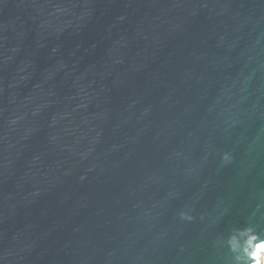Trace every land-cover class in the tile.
Segmentation results:
<instances>
[{
  "label": "water",
  "instance_id": "obj_1",
  "mask_svg": "<svg viewBox=\"0 0 264 264\" xmlns=\"http://www.w3.org/2000/svg\"><path fill=\"white\" fill-rule=\"evenodd\" d=\"M262 246L264 0H0V264Z\"/></svg>",
  "mask_w": 264,
  "mask_h": 264
},
{
  "label": "clouds",
  "instance_id": "obj_2",
  "mask_svg": "<svg viewBox=\"0 0 264 264\" xmlns=\"http://www.w3.org/2000/svg\"><path fill=\"white\" fill-rule=\"evenodd\" d=\"M262 261H264V246L261 247L260 253L257 254L256 264H262Z\"/></svg>",
  "mask_w": 264,
  "mask_h": 264
},
{
  "label": "bare ground",
  "instance_id": "obj_3",
  "mask_svg": "<svg viewBox=\"0 0 264 264\" xmlns=\"http://www.w3.org/2000/svg\"><path fill=\"white\" fill-rule=\"evenodd\" d=\"M262 264H264V261H263V263Z\"/></svg>",
  "mask_w": 264,
  "mask_h": 264
}]
</instances>
